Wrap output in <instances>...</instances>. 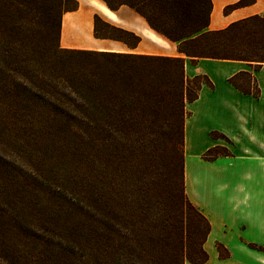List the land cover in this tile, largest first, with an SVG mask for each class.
I'll return each instance as SVG.
<instances>
[{"label": "trees", "instance_id": "trees-1", "mask_svg": "<svg viewBox=\"0 0 264 264\" xmlns=\"http://www.w3.org/2000/svg\"><path fill=\"white\" fill-rule=\"evenodd\" d=\"M102 1L111 10L121 5L136 10L155 32L175 42L181 55L61 47L62 16L77 8V0H48L39 28L41 36L55 39V44L49 49L38 46L29 54L22 43L21 1L0 0V128L40 132L44 145H68L56 153L58 162L72 160L69 148L80 150L78 160L70 164L72 170L52 169L57 181L61 176L74 181L79 200L54 184L44 193L57 208L64 199L69 211L78 212L83 264H205L211 222L187 194L185 153L181 148V181L172 188L175 181L167 184L145 152L151 135L148 124L164 108L180 121L183 146L187 103L198 98L203 85L214 87L206 74L187 75L186 58L263 64L264 15L212 30V0ZM254 1L239 0L225 11ZM101 22L137 40L102 34ZM94 35L120 38L130 45L138 41L133 32L99 14L94 16ZM229 80L245 93L260 95L251 72ZM211 134L231 142L219 131ZM220 147L209 148L204 158L232 155ZM37 161L44 172L52 167L45 158ZM43 169L32 170V181L22 180L36 189ZM3 200L0 193V264H51L46 247L54 236L40 237L42 229L29 221L26 210L10 209ZM218 250L221 257L230 255L222 244Z\"/></svg>", "mask_w": 264, "mask_h": 264}, {"label": "crops", "instance_id": "crops-1", "mask_svg": "<svg viewBox=\"0 0 264 264\" xmlns=\"http://www.w3.org/2000/svg\"><path fill=\"white\" fill-rule=\"evenodd\" d=\"M79 1L78 10L67 12L63 18V47L181 55L175 42L155 32L141 14L127 5L111 10L101 0L112 15L100 11L112 25L138 36L136 44L115 37H96L94 16L102 14L85 5L88 0ZM238 1L212 0L208 28L222 29L234 21L264 15V0L225 11ZM185 70L191 77L206 74L214 84L203 85L198 98L187 103L189 115L184 129L186 191L211 222L205 243L209 259L205 264H264V253L246 247L248 243H264V63L257 66L239 59L186 58ZM242 71L251 72L256 79L258 97L230 82ZM214 130L230 139L227 142L232 155L204 158L209 148L224 146L223 137L212 136ZM217 244L224 245L230 255L221 257Z\"/></svg>", "mask_w": 264, "mask_h": 264}, {"label": "rangeland", "instance_id": "rangeland-1", "mask_svg": "<svg viewBox=\"0 0 264 264\" xmlns=\"http://www.w3.org/2000/svg\"><path fill=\"white\" fill-rule=\"evenodd\" d=\"M20 1L23 5L21 19L25 25L22 43L27 48L28 53L32 54V51L38 46L44 49L53 47L55 39L42 37L39 28V24L42 23L45 10L48 6V0ZM77 2V8L67 12L77 11L80 1L77 0ZM87 2L85 5L90 6L94 13H101L104 19L108 18L96 5L92 4L89 0ZM99 2L103 3L101 0ZM21 4H19V7H21ZM67 12L63 14L62 22ZM99 27L102 34L122 35L131 43L137 40L133 36L121 34L102 22ZM59 44L63 47L61 45V34ZM148 125L150 126L151 135L145 142L147 145L145 152L150 161H153L157 172L164 177L166 183L168 184L169 180H173L176 184H173L171 187L175 186L176 188L181 181V148L185 153L181 139V123L178 119L172 118L164 108H161L157 110L156 118ZM220 139L224 143V146L218 150L225 151V147L231 150L230 143L224 138ZM64 147L68 149V145H61L59 147L53 143L47 144V142L44 145L43 136L40 132H18L0 128V153L3 155V158L0 160V193L4 199L3 203L10 209L13 208L17 211L24 208L26 210L29 221L42 229L38 233L40 237L46 239L49 236L50 239H53L54 236V239L46 247V253L51 259V264H83L79 258L82 251V242L79 234L80 220L78 212L75 214L73 210L69 211L64 199L59 200L57 208V204H54L53 199H48L44 193L45 187L54 184L55 187H61V191L65 190L67 193L69 192L70 196H75L78 200L80 198L79 188L74 184V181L62 176L57 181L52 174V169H57V166L58 169L65 167L63 171L72 170L70 164L79 158L80 150L77 147L74 150L72 147L69 148L68 152L72 157L71 161L70 159L69 161L62 160L60 162L55 160L56 153L59 152L58 150ZM44 158L46 161L52 162V167H49L45 172L37 161L38 159L44 160ZM15 160L16 163H13ZM19 162H21V165ZM22 163H24V166H22ZM38 168L43 169V179L37 184L36 189L29 188L27 183L22 179L25 177L27 180L30 179L32 181L34 174L31 172L32 170L36 171L35 169ZM171 184L169 183V186ZM1 185L4 187V190ZM13 186L16 189H13ZM216 246L218 248V244ZM246 247L264 253V243H248ZM221 251L225 253L223 249ZM186 264L190 263L187 262Z\"/></svg>", "mask_w": 264, "mask_h": 264}, {"label": "bare ground", "instance_id": "bare-ground-1", "mask_svg": "<svg viewBox=\"0 0 264 264\" xmlns=\"http://www.w3.org/2000/svg\"><path fill=\"white\" fill-rule=\"evenodd\" d=\"M92 2L96 5V7H98L100 10H102L106 15H112L111 11L105 5H103L102 3H100V2L97 3V2H95L93 0H92Z\"/></svg>", "mask_w": 264, "mask_h": 264}]
</instances>
